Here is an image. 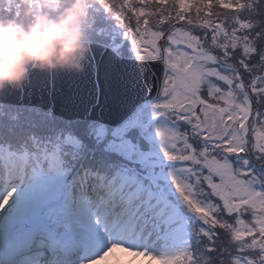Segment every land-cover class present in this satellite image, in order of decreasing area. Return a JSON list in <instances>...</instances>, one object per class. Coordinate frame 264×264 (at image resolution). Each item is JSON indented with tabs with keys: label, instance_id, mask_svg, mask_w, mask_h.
I'll use <instances>...</instances> for the list:
<instances>
[{
	"label": "snow or ice",
	"instance_id": "obj_1",
	"mask_svg": "<svg viewBox=\"0 0 264 264\" xmlns=\"http://www.w3.org/2000/svg\"><path fill=\"white\" fill-rule=\"evenodd\" d=\"M92 11L79 71L0 93V264H264V0Z\"/></svg>",
	"mask_w": 264,
	"mask_h": 264
},
{
	"label": "clouds",
	"instance_id": "obj_2",
	"mask_svg": "<svg viewBox=\"0 0 264 264\" xmlns=\"http://www.w3.org/2000/svg\"><path fill=\"white\" fill-rule=\"evenodd\" d=\"M93 0H25L23 17L0 15V92L21 88L35 69L79 71L91 51ZM31 5H34L31 6ZM122 253H127L123 252ZM118 252L97 264H157L147 257Z\"/></svg>",
	"mask_w": 264,
	"mask_h": 264
},
{
	"label": "trees",
	"instance_id": "obj_3",
	"mask_svg": "<svg viewBox=\"0 0 264 264\" xmlns=\"http://www.w3.org/2000/svg\"><path fill=\"white\" fill-rule=\"evenodd\" d=\"M118 4L122 3L123 0H116ZM97 4V0H93V2L89 6V13L92 20V26L94 24V16H93V7ZM130 4L133 6H140L141 0H130ZM11 5V11H7L6 8ZM30 5L25 3V0H0V15L2 16H16V17H23L26 9ZM34 7V5H31ZM149 11H153L154 7L152 5L149 6ZM127 15L131 17V12H128ZM110 23H114V21H109ZM131 25L135 27V20L134 18L131 20ZM202 264H208V261L205 259L202 261Z\"/></svg>",
	"mask_w": 264,
	"mask_h": 264
},
{
	"label": "rangeland",
	"instance_id": "obj_4",
	"mask_svg": "<svg viewBox=\"0 0 264 264\" xmlns=\"http://www.w3.org/2000/svg\"><path fill=\"white\" fill-rule=\"evenodd\" d=\"M118 253V252H121L120 250H117V249H113V250H110V252L109 253H112V256L114 257V254L115 253ZM117 253H116V256H117ZM121 254L122 255H124V256H126L127 255V253H122L121 252ZM117 260H119L120 258H121V256L120 255H118V258L117 257H115ZM105 259H108V258H105ZM141 260H144V258L142 257V258H140ZM144 264H147V261L146 260H144Z\"/></svg>",
	"mask_w": 264,
	"mask_h": 264
},
{
	"label": "water",
	"instance_id": "obj_5",
	"mask_svg": "<svg viewBox=\"0 0 264 264\" xmlns=\"http://www.w3.org/2000/svg\"><path fill=\"white\" fill-rule=\"evenodd\" d=\"M98 51V50H97ZM25 83V82H24ZM24 85V84H23ZM6 89H19V88H12V87H6L2 92L0 93H3Z\"/></svg>",
	"mask_w": 264,
	"mask_h": 264
}]
</instances>
